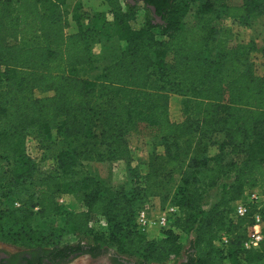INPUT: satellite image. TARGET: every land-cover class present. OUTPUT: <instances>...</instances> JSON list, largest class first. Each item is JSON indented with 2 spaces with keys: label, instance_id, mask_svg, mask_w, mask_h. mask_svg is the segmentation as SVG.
<instances>
[{
  "label": "trees",
  "instance_id": "1",
  "mask_svg": "<svg viewBox=\"0 0 264 264\" xmlns=\"http://www.w3.org/2000/svg\"><path fill=\"white\" fill-rule=\"evenodd\" d=\"M103 2L109 18L83 12L80 3L71 13L67 0H0V202L23 175L32 188L22 203L23 223L13 211L0 209V234L15 219L8 232L17 226L16 234L30 245L29 264H64L87 254L99 258L110 249L121 258L140 256L129 261L133 264L183 254L181 264H264V238L256 249L244 247L264 206V71L255 75L250 45L218 36L223 12L235 21L264 17V0H205L189 25L188 4L181 0H143L149 17L140 28L134 26L136 5ZM71 22L75 33H69ZM107 30L125 43L115 59L93 79L70 75L69 69L93 63V48ZM155 69L170 87L152 86ZM171 92L184 98L182 122L170 117ZM131 132L165 149L151 154L148 173L133 175L131 189H112L88 174L29 176L31 134L48 145L59 133L77 144L90 140L104 147L98 161H120L130 154ZM214 136L222 137L220 153L208 155L200 148ZM80 150L60 151L58 169L74 167ZM176 175L181 185L171 207L177 212L161 237L149 240L137 226L139 203L167 197ZM220 185V197L206 209L207 190ZM251 190L261 200L234 219L235 203ZM60 194H73L82 210L63 214ZM36 209L43 220L64 215L78 242L50 247L42 234H23ZM182 235L189 238L188 249ZM221 235L228 239L225 250L216 244ZM89 239L92 243L85 242Z\"/></svg>",
  "mask_w": 264,
  "mask_h": 264
},
{
  "label": "rangeland",
  "instance_id": "2",
  "mask_svg": "<svg viewBox=\"0 0 264 264\" xmlns=\"http://www.w3.org/2000/svg\"><path fill=\"white\" fill-rule=\"evenodd\" d=\"M205 0H198L197 2H191V0H181V3L188 4V15L184 22L189 25L193 21V15L196 13L197 8ZM240 2L241 0H234ZM139 10L137 21L134 23L136 28H140L143 23L148 19L149 14L144 8L142 3L134 4ZM222 27L219 33V37L227 39L232 44H243L251 46V62L253 64V71L255 75H262L264 71V17H253L248 21H235L225 17V13L222 14ZM74 30H76L74 28ZM71 33V32H69ZM113 33L107 30L106 34L101 36L100 42L93 48L94 61L91 65L69 69L68 73L72 76L81 78L93 79L97 77L104 65L111 62L118 55V52L125 43L113 38ZM165 80V79H164ZM168 81V80H166ZM170 87L168 84L160 79L156 69L153 71L154 88L160 86ZM184 98L174 92L170 93V117L175 122H182L184 117L182 114ZM127 142L130 149V154L127 158L120 161H111L105 159L103 161L97 160V155L104 151V147H98L94 145L90 140L88 142H80V144L67 141L62 133L55 134L53 140L49 142V145L42 143L37 137L31 134L26 142L27 155L34 161L32 167L33 174H59L66 179H75L78 176L88 174L94 177L102 184L112 189H131L133 175L139 174L141 176L148 173L150 156L156 150L157 153L163 154L165 149L162 146H155L152 140L141 137L136 132H131L127 136ZM222 141L221 136H214L209 141L204 143L201 150H205L208 155H217L220 153L219 146ZM47 142V141H46ZM48 143V142H47ZM195 143V140L192 141ZM81 148L78 158L75 161L74 167L67 168L66 171H62L57 167L58 153L62 150L70 148ZM229 153L226 149L222 156ZM28 177V174H25ZM181 185L180 177L174 176L171 180V184L166 190V196L162 197H146L140 201V212L142 210H148L150 212V224L142 230L149 240H156L161 237V230L164 229L158 223L160 215L171 207V199L176 193L178 187ZM31 183L27 178H23L18 184L14 185L10 190L9 195L0 202V209H9L15 213V215L22 218L25 216V212L22 208V203L31 194ZM259 193V192H258ZM221 195V185L215 189L207 190L205 195V208L208 209L218 200ZM57 201L63 208V214L67 212H77L82 210L81 203L75 198L73 194L57 195ZM262 218L264 219V206H261ZM37 209L33 211L29 219L25 221L26 228L23 234H30L29 237L36 238L39 234H42L45 241L48 242L50 247L64 246L76 244L78 240L75 238L73 231L70 227L64 225V215L57 216L53 219L43 220L36 214ZM169 217V224L172 214L167 213ZM15 223V219L9 224L8 227L4 226V231L0 234V253H7L10 251L22 253L26 255L29 253V244H24L25 239L16 234L17 226H14L10 232L8 229ZM23 223V222H22ZM22 226V225H20ZM185 244V249L189 248V238L185 235L181 237ZM85 242L92 243V240H86ZM36 240L32 242L34 246ZM102 247H105L102 245ZM114 250L110 249L108 252L99 256L96 259H89V257L74 256L67 263L64 264H110L109 259L112 257ZM128 261H140V256L125 257ZM184 260V254L179 257H172L166 261H150L149 264H181Z\"/></svg>",
  "mask_w": 264,
  "mask_h": 264
},
{
  "label": "built area",
  "instance_id": "3",
  "mask_svg": "<svg viewBox=\"0 0 264 264\" xmlns=\"http://www.w3.org/2000/svg\"><path fill=\"white\" fill-rule=\"evenodd\" d=\"M261 200V196L259 195L257 190H251L246 192L245 198L241 201H238L234 205V211L232 213V217L234 219H238L239 217H244L249 204L258 203ZM177 212V209L174 207H169L165 212H163L159 219L158 223L162 226V228L166 229L170 226L169 217L167 213L172 214V216ZM150 224V212L148 210H142L137 218V226L141 230H145ZM263 220L260 214L255 216V223L252 227L249 228L248 241L245 243L244 247L247 250L256 249L262 243L264 235H263ZM216 244L225 250L228 239L226 235H221Z\"/></svg>",
  "mask_w": 264,
  "mask_h": 264
},
{
  "label": "flooded vegetation",
  "instance_id": "4",
  "mask_svg": "<svg viewBox=\"0 0 264 264\" xmlns=\"http://www.w3.org/2000/svg\"><path fill=\"white\" fill-rule=\"evenodd\" d=\"M127 1H129L130 3H133V4L143 3V0H127ZM156 21L158 23L161 22V20L159 21L157 18H156ZM114 254L115 253H113L111 258L112 259L117 258V261L115 259V263H114V262H112V259L110 258L109 259L110 264H133V263L129 262L127 259L121 258V257L114 255ZM85 256L89 257V259H93V260L96 259L91 254H87ZM33 257L34 256H32L31 253H28L26 255H22V253H17V252H13V251H10L7 253H0V264H29V263H27V261L33 260ZM183 261H185V256H184ZM44 264H46V262H44Z\"/></svg>",
  "mask_w": 264,
  "mask_h": 264
},
{
  "label": "crops",
  "instance_id": "5",
  "mask_svg": "<svg viewBox=\"0 0 264 264\" xmlns=\"http://www.w3.org/2000/svg\"><path fill=\"white\" fill-rule=\"evenodd\" d=\"M82 4L83 6V12H89V13H96L101 12L104 14V16L110 17L109 9L107 5L103 2V0H67V9L71 13L74 12V8L76 4ZM139 13V12H138ZM74 28L76 30H74ZM69 32L75 33L77 32V26L75 22H71V26L69 29Z\"/></svg>",
  "mask_w": 264,
  "mask_h": 264
},
{
  "label": "water",
  "instance_id": "6",
  "mask_svg": "<svg viewBox=\"0 0 264 264\" xmlns=\"http://www.w3.org/2000/svg\"><path fill=\"white\" fill-rule=\"evenodd\" d=\"M152 11H153V13H154V16L156 17V15H155V13H156V10H155V8H152ZM159 21L161 20L159 17H156Z\"/></svg>",
  "mask_w": 264,
  "mask_h": 264
}]
</instances>
